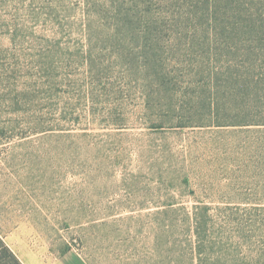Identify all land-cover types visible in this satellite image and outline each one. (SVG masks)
<instances>
[{
    "label": "rangeland",
    "instance_id": "1",
    "mask_svg": "<svg viewBox=\"0 0 264 264\" xmlns=\"http://www.w3.org/2000/svg\"><path fill=\"white\" fill-rule=\"evenodd\" d=\"M0 236L264 264V0H0Z\"/></svg>",
    "mask_w": 264,
    "mask_h": 264
},
{
    "label": "trees",
    "instance_id": "2",
    "mask_svg": "<svg viewBox=\"0 0 264 264\" xmlns=\"http://www.w3.org/2000/svg\"><path fill=\"white\" fill-rule=\"evenodd\" d=\"M251 125V124H250ZM0 264H22L16 254L7 246L0 236Z\"/></svg>",
    "mask_w": 264,
    "mask_h": 264
},
{
    "label": "crops",
    "instance_id": "3",
    "mask_svg": "<svg viewBox=\"0 0 264 264\" xmlns=\"http://www.w3.org/2000/svg\"><path fill=\"white\" fill-rule=\"evenodd\" d=\"M62 264H74L73 262H70L68 259L65 260V263L63 262Z\"/></svg>",
    "mask_w": 264,
    "mask_h": 264
}]
</instances>
